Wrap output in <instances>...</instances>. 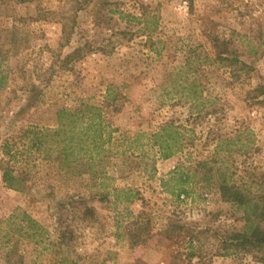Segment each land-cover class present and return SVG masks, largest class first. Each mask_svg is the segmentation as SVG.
<instances>
[{
  "label": "rangeland",
  "instance_id": "1",
  "mask_svg": "<svg viewBox=\"0 0 264 264\" xmlns=\"http://www.w3.org/2000/svg\"><path fill=\"white\" fill-rule=\"evenodd\" d=\"M63 26L75 30L68 46ZM215 36L251 70L236 78L215 62ZM83 103L103 108L113 128L105 187L88 176L65 181L21 139ZM166 124L183 149L163 160L153 135ZM7 141L17 143L10 157ZM7 167L27 175L24 193L2 182ZM177 169L191 177L187 198L162 185ZM263 173L264 0H0V264L17 260L7 257L14 248L24 264H263L230 249L248 223L218 188L224 175L264 194ZM17 211L47 231L42 243L3 239Z\"/></svg>",
  "mask_w": 264,
  "mask_h": 264
},
{
  "label": "trees",
  "instance_id": "2",
  "mask_svg": "<svg viewBox=\"0 0 264 264\" xmlns=\"http://www.w3.org/2000/svg\"><path fill=\"white\" fill-rule=\"evenodd\" d=\"M12 1L22 4L32 0ZM74 22L75 19L73 20ZM74 35V26L70 30L63 26V43L61 45L68 46ZM211 41L216 52L215 62L231 69L233 77L240 78V73L251 70L247 63L241 61L238 56H235L230 51L231 43L229 41L216 36ZM84 49V47L76 48L62 60V63L68 65L74 62L81 56ZM195 90V86L191 87L190 93L194 94ZM106 95L109 103L114 101L110 90H107ZM203 101L208 102V100ZM104 114L103 108L85 103L75 110L59 109L56 113V127L54 129L30 127L23 131L21 139L27 140L28 149L40 153L47 162L54 163L59 177H62L65 181L76 177L88 176L89 178L98 179L101 183L100 185L105 187L107 182L112 179L104 172L103 162L107 156L113 154V128L106 122ZM181 139L182 134H180L177 126L173 124L164 125L154 134L153 140L159 149L160 158L168 160L181 152L183 149ZM230 141V139L219 141L214 148L215 155L219 153L223 145ZM16 145L17 143L13 141L5 142V155L10 157L11 150ZM200 165L204 166L203 163ZM2 182L9 190L17 193H24L28 189L27 175L24 176V174L16 172L11 167L4 169ZM170 182L175 183V187L178 189V198H187L190 195L189 190L185 188L191 185V177L188 174H184L180 169H177L168 180L162 181L163 187H166ZM218 184L222 200L244 208L245 219L248 223L246 229L231 238L230 249L235 253L243 250L255 255H261L258 259L264 264V258H261L264 255V194H260V196L257 192L230 185L224 175L219 177ZM261 185L262 187L264 186V173L261 175ZM112 191L115 197H118L119 194L125 195L128 202L135 197L130 189L112 188ZM107 196L105 195L104 198ZM10 218L15 222L9 223L10 225L8 226L12 228L5 232L3 239L16 237L17 240L29 241L43 236L41 232H47L24 211L14 212ZM36 241L42 243L37 239ZM17 253L18 248H14L7 255L9 261L17 257V260L12 264H24L19 260Z\"/></svg>",
  "mask_w": 264,
  "mask_h": 264
}]
</instances>
